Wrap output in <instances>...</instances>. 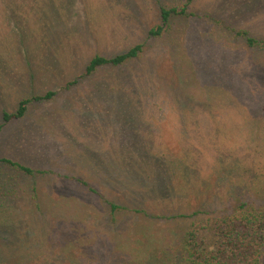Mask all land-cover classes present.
Segmentation results:
<instances>
[{
	"label": "rangeland",
	"instance_id": "obj_1",
	"mask_svg": "<svg viewBox=\"0 0 264 264\" xmlns=\"http://www.w3.org/2000/svg\"><path fill=\"white\" fill-rule=\"evenodd\" d=\"M163 7L178 13L150 36ZM249 37L264 40V0H0V127L56 92L0 130V262L171 264L188 228L175 213L231 167L264 181V46Z\"/></svg>",
	"mask_w": 264,
	"mask_h": 264
},
{
	"label": "trees",
	"instance_id": "obj_2",
	"mask_svg": "<svg viewBox=\"0 0 264 264\" xmlns=\"http://www.w3.org/2000/svg\"><path fill=\"white\" fill-rule=\"evenodd\" d=\"M177 13L176 7H163L162 24L151 29L149 35H161L170 16ZM247 40L251 46L257 44L264 46V40L257 41L252 37ZM142 48V44H137L127 52L113 57L96 55L89 61L82 76L91 75L102 66H121L139 57ZM75 83L76 81L70 84ZM55 94L56 92L49 91L43 95L23 98L15 112H4V124L0 130L7 123L24 117L33 102L50 99ZM2 161L28 174L34 172L30 166L10 158H3ZM229 169H232L228 171L233 175L224 173L219 176L220 182L227 183L214 185L208 202L207 200L201 202L192 212L187 208L185 211L175 213V217L183 219L188 228L176 239L177 243L173 244L176 252L173 253L171 264H264V181L259 177V173L250 167H241L240 172L237 168ZM139 203L147 204V200H137L136 205ZM204 204L206 207L203 206ZM110 205L114 212L117 209H126L125 206L117 203ZM135 211L148 213L145 206L135 208ZM151 211L155 212V210ZM149 260L147 264L152 261H154L152 264L164 262L155 263L156 259L153 258ZM166 263L170 264V261ZM0 264L8 263L0 262Z\"/></svg>",
	"mask_w": 264,
	"mask_h": 264
}]
</instances>
